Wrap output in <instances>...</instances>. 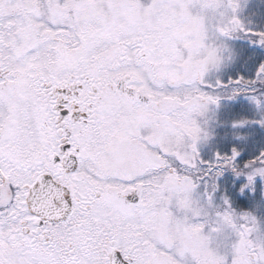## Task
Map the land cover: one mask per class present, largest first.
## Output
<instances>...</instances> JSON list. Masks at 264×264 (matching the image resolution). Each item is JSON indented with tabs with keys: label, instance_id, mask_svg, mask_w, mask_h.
Segmentation results:
<instances>
[{
	"label": "snow or ice",
	"instance_id": "obj_1",
	"mask_svg": "<svg viewBox=\"0 0 264 264\" xmlns=\"http://www.w3.org/2000/svg\"><path fill=\"white\" fill-rule=\"evenodd\" d=\"M0 264H264V0H0Z\"/></svg>",
	"mask_w": 264,
	"mask_h": 264
}]
</instances>
